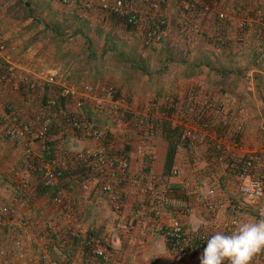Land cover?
Listing matches in <instances>:
<instances>
[{
    "label": "crops",
    "instance_id": "obj_1",
    "mask_svg": "<svg viewBox=\"0 0 264 264\" xmlns=\"http://www.w3.org/2000/svg\"><path fill=\"white\" fill-rule=\"evenodd\" d=\"M76 5L78 3L75 0L68 5L56 0H0V35L9 47L11 59L20 66L9 81H3L5 66L0 63V106H8L0 118V204L13 209V214L2 222L0 230V264H37L46 249L48 258L44 264H52L53 261L56 264H93L95 261L88 260L83 246L84 236L97 237L110 248L111 256L103 264H200L201 253L190 260H183L173 248L170 249L164 234L165 228L173 219H178L189 236L204 231L214 234L220 231L215 224L234 215L239 209L235 205V175L224 166H220L216 172V168H213V172L208 174L209 152H201V146L195 147L193 152L183 147L177 157L182 169L180 175L164 178L161 175L165 169L168 141L163 131L154 126L151 128V124L148 126L144 123L140 126L142 132L135 134L132 122H127L132 126L124 130L120 120L109 117L119 122L115 125L117 132L131 131L133 134L127 145L128 170L124 174L119 171L117 163L111 169H102L87 160L86 156L77 158V152H86L84 155L93 153L99 143L95 140L67 136L58 146L61 151L57 153L51 150L53 153H50L46 144L34 138L28 146L31 154L28 155L24 144L10 139L6 134V127L24 122L34 124V129L38 128L35 120L45 110L41 103L42 97L47 100L51 90H43L39 86L29 88L26 81L18 78V74L33 80L36 70L48 69L57 74L64 70L70 55L79 51L80 41L57 47L41 36L44 25L40 21L50 22L53 17L58 20L66 17L69 23L74 14L86 15L84 12L78 13ZM97 10L96 13L99 12ZM212 10L218 11L216 8ZM207 18L211 24L213 18ZM202 19L197 18L199 24H202ZM252 20H246L251 26L248 32L252 30ZM66 47L70 50L69 57H57L58 49L63 48L62 52ZM84 80L92 81L89 77ZM248 91L254 96L253 89ZM171 93L177 95L180 91ZM145 96L143 94L141 101L136 99V102L128 104L131 113L160 119L149 103L155 95L148 90ZM225 101L230 99L226 98ZM252 108L258 117L255 121H251V116H248L251 114L249 106L246 103L239 104L243 128L238 137L244 145L256 148L262 142L259 129L261 132L264 129L261 126L260 106ZM83 111L97 122L108 121L104 118L107 114L104 111L89 107H84ZM226 117L227 120L222 121H228V127L232 119L229 115ZM120 133L116 145L124 148V144L119 141L123 139ZM211 137L216 136H208L209 139ZM55 157L57 161L52 164L51 159ZM190 157L198 158L194 165L189 163ZM48 167L55 168L58 177L45 194L41 193L40 188L47 186L44 176ZM214 176H221L225 188L215 185ZM105 181L111 185L110 193L101 191V184ZM167 182L182 184L184 188L172 192V188H163ZM210 185L216 187L213 198L219 204L217 213L209 212L204 205V200L210 198L207 194L208 189L212 188ZM53 189H57L59 197H54L52 201L48 193ZM239 201L243 210H239L237 215L243 222L262 219L257 214L264 198L255 201L242 197ZM70 231L76 233V238L69 235ZM17 240L21 242L20 245H16ZM66 255L70 262L65 261ZM95 264H99V261ZM253 264L260 263L254 259Z\"/></svg>",
    "mask_w": 264,
    "mask_h": 264
},
{
    "label": "trees",
    "instance_id": "obj_2",
    "mask_svg": "<svg viewBox=\"0 0 264 264\" xmlns=\"http://www.w3.org/2000/svg\"><path fill=\"white\" fill-rule=\"evenodd\" d=\"M134 2L141 8L143 12L141 14L142 27L140 28L129 23L126 17L112 14L107 10H101L99 7L96 8V6L85 7L79 3L76 5L78 7V13L84 12L86 15L74 14V16L70 18L69 23L67 22L69 19L66 17L61 18L62 20H58L53 17L50 19V22L40 21L44 25V31L40 33L41 36L48 38L49 41L55 43L54 45L57 47H59L61 44L66 45L67 43L73 45L75 40L80 41L79 51H77L75 55L72 53L70 57V50L68 47H66L65 51L62 52L61 49L63 48L58 49L56 54L57 57L60 56L63 57V59L69 57L66 61V65H64V70H62L63 72L60 71L62 74L59 72L58 75L61 74L60 76L77 85L90 82L85 81V77H89L93 83L109 85L107 82H100L105 78L104 76L106 72H120V82L118 85L112 86L114 88V97L124 98L123 93L125 86L132 88L131 86L133 84L135 85L138 78H141L142 76H148L147 78H150V75L152 74H149L148 72L149 65L147 63V59L142 57V52L138 49L139 45L135 41H132V37H135V34L139 33V35H142V45L149 46L151 44H146L143 39V37L147 35L148 26L152 28L154 27L156 29L169 27L170 23L168 20L173 23L176 21L177 27L180 29V33L182 35H186L188 27L190 29L196 27V32L202 34L201 31H203V25L199 24L197 18H201L203 15H205V13H207V16L213 18V22L209 24V21H207L208 18L204 17L206 19L205 23L207 33L205 37L209 40L208 52L211 54H207L208 56L204 57L205 60L197 58L194 59V55L192 56V60H188L185 58L187 57L185 56V49L180 50L176 46L174 48L162 46L160 52L162 55H164V57L161 59L160 65L157 68L159 73L164 72L170 65H173L174 63L176 64V67L180 69L177 73L181 74L184 78L191 80V85L193 83L192 80H195L196 74H199L202 71L209 72L211 70H213L215 75L217 74L216 76H218L216 81L222 83V80L228 78L232 71L223 67L225 60H228V62L230 61V63L232 62L231 64L234 66L233 62L236 59H241L243 61V56L250 53L252 56V61H249V63L254 68H258L254 72V80L256 84H258V80H262L264 73L262 72L264 71V0H134ZM174 2L176 4L175 7H173ZM169 6H172V9L175 11V13L172 12L171 20L169 18L170 11L168 13L166 11L167 7ZM213 8L223 11L227 8H238V12H241L237 13V10H233V15L237 13L240 16H244L246 20L248 18L253 19L252 21L254 22L252 23L251 32H248L249 27H251L249 26L250 24L242 23L239 25L235 21L234 16L219 18L218 13H215L217 11L212 10ZM91 9L93 11H90ZM96 9H98L97 11L99 12L96 13ZM100 11L104 12L105 14H98ZM96 14L101 15L102 18L96 23H93L91 16L93 17V15H95L97 17ZM107 17L109 21L105 19ZM161 20H163L164 23H161ZM109 23H111V26L106 28L105 25L108 26ZM116 27H120L121 30L118 31ZM122 27L124 29H122ZM66 31L69 33L66 34ZM163 37L165 36L160 37L157 41L161 42ZM108 52H112V56H110V58L112 59L111 61L114 62L111 64L110 68H107L109 70L105 69V65L108 62L106 58V54ZM215 60H218L219 64H216ZM221 63L222 66H219ZM201 67L204 70H200ZM194 83L195 84L192 85V89L187 92L183 101L178 97L177 99L176 96L172 95V93H163L166 95L162 96V90L154 92L155 98L149 101L150 106L153 107L152 104L156 103L155 106H157V109L167 115L165 118L163 116V118L161 117L160 119L145 118L136 116L133 112L131 114L118 112L115 116H113V114L110 112L111 116L116 117V119L120 120V122H132L134 125V129L132 131H135V134L136 132H142L140 126H142L144 123L148 126L151 124V128L154 126V128H160L161 131H163L162 133L168 141L164 164L165 169L161 175L164 178L171 176V170L175 165L179 168V173L172 176L174 177L176 175H180L182 169L177 163V157L180 156L179 153L182 151L183 147L186 148V151L192 150L193 152L195 147L198 148L201 146L200 148L203 150L201 152H209L208 156L210 159V169L208 174H210L213 172V168H216V172L218 168H220V164H218L216 160L217 156L216 153H214L216 151H214V148L210 146L212 145V141L208 138V136L212 134H215L217 137L230 135L229 140L231 142H240L238 137L240 128H238L235 123H233L234 120L232 117L234 113L231 111L228 101L224 102L222 99L223 96L219 95V93L215 94L214 90L209 91L202 86H200L202 89L201 93L199 90L195 89L197 86L201 85V82L196 80ZM227 84H230L231 88L236 87V90H238L239 93H245L247 98L251 97L250 91H243L239 85H236L235 83ZM190 93L195 94V108L192 114L187 116L183 111L187 108V100L189 99ZM124 99L128 104H130L128 98L125 97ZM65 101L63 98H60L57 100L56 105L50 107L52 111H60V115L58 116L60 119L57 122L51 124L47 134V140L45 141L50 153L52 152L51 150H53V152H60L61 150H59L58 146L60 142L63 141L67 136H74L76 139H81V136H79V130H76L74 127L71 128L69 126H65L63 121H61L62 114H64L65 117L68 114V111L65 109H68V106L71 105L70 101ZM41 103L43 109H46L47 105L44 96L42 97ZM222 103L223 105H221ZM209 104L214 106L221 105V107L219 110L214 108L212 111H210L211 107ZM261 109L264 117V102L263 105H261ZM231 112L233 114H231ZM81 115L82 114L74 112L69 113L71 121L79 119ZM171 115H179L182 122L192 119L195 126L205 130L208 135L202 136L200 135V131H197L193 133V140L187 139L185 136L184 127L180 125H175L173 127L171 125L170 120L167 118ZM228 115L231 116L232 121L231 125L227 127L228 121L226 122L225 120H227L226 116ZM88 118L90 119L89 116ZM222 119H225L224 122ZM37 125L38 124H36V126ZM117 129V126L106 128L104 138L108 142L112 141L113 144L115 142V137L113 136L116 135V139H118L117 136L121 132L120 134L123 139L119 141L122 145L124 144V148H119L117 145L113 146L117 147V153H120V155L123 153L122 155L127 157L126 152H128L127 150L129 149L127 145L130 142L133 134L131 131L127 132L120 130L117 132ZM116 152L115 154H117ZM196 159L198 158L190 157L189 163L194 165V160ZM238 165V163H232L229 167L228 170L232 175H235L238 172ZM78 166L79 165L76 166V169L79 168ZM220 177L221 176H214L212 178L216 179L215 185H219L220 188H225L224 181L222 179L220 180ZM234 183L237 188V182ZM215 185H210V187L212 186V188H214ZM48 187L49 186H42V188H40L41 193L46 194L49 190ZM163 188H172V192H176L177 190L184 188V186L182 184L177 185L167 182L166 184H163ZM57 192V189H53L50 191V193H48L52 201L54 197H57L58 199L59 194H57ZM166 192H168V190H166ZM235 194V202L237 203L235 205L237 207L239 206V209L235 211V214H238L243 210L241 202L239 201L240 198L242 199V197L239 198L240 193L238 188L237 191L235 190ZM183 196H185V194H183ZM71 202L74 204L73 201ZM0 206L3 205L0 204ZM67 209L68 208L64 209V212H66ZM59 210L60 209H58V211ZM239 210L240 212H238ZM183 212H185V210H183ZM209 212H213V210H209ZM0 230L2 231V226H0ZM68 233L72 238H76L75 235L71 233V231ZM61 240L62 239L60 238V241ZM83 246L87 251L86 255L88 260L93 259V261L96 263L99 261V264L105 263V260L94 256L84 243ZM169 247L172 249L170 241ZM174 251L176 250L174 249ZM64 259L66 262H70L67 255L64 257ZM181 259L187 260L183 257ZM95 262H93V264H95Z\"/></svg>",
    "mask_w": 264,
    "mask_h": 264
},
{
    "label": "built area",
    "instance_id": "obj_3",
    "mask_svg": "<svg viewBox=\"0 0 264 264\" xmlns=\"http://www.w3.org/2000/svg\"><path fill=\"white\" fill-rule=\"evenodd\" d=\"M63 5H68L73 0H56ZM77 3L85 6H96V8H101V10H107L108 12L126 17L127 21L138 28L142 27L141 23V14L143 13L141 8L134 2V0H75ZM237 11L239 10L236 8ZM235 10V9H234ZM233 9L227 8L224 11L218 10L219 18L228 17ZM241 11L237 12L240 13ZM230 17V16H229ZM164 23L163 20L160 21ZM243 23V22H242ZM165 29H156L148 26L147 35L143 37L146 44H153L158 42L157 40L165 35ZM0 63L5 66V73L2 74L3 81H9L11 75L16 73V70L20 68L19 64L11 59L10 50L7 43L3 40L0 35ZM35 79L31 80L28 76L24 74H18V78L21 81H26V85L29 88L41 87L43 90L49 88L51 92L49 93L46 100V109L36 118V124L38 128L34 129L32 123L24 122L20 125H11L6 127V134L12 140L21 142L27 147L28 155L29 144L34 138L41 141L45 144L47 140V134L52 123L57 122L60 118V111H52L51 106L56 105L58 99L63 98V100L70 101L71 105L68 106V114L66 117L62 114L63 124L71 128L79 130V136L81 139L85 140H95L98 143L93 153L86 152H77V158H82L84 156L87 159L94 162L98 167L104 168H113L117 163V167L122 174L128 170V160L125 156L117 153L116 145V135L115 142L112 144V141L105 140L106 128L114 127L116 121L109 118L108 112L112 113L115 116L118 112L121 113H131V110L128 106L127 101L124 98H115L114 97V88L112 85H106L102 83H93L88 82L82 85H77L62 76L58 75L57 72H52L48 69L36 70L34 73ZM224 101V97H222ZM187 108L183 111L187 116L192 114L195 108V94L190 93L189 99L187 100ZM66 102V101H65ZM224 103V102H223ZM223 103L221 105H223ZM0 106V118L4 114V109L8 106L2 104ZM156 103L153 104V109L156 112L157 106ZM220 106L210 105V111L214 108L216 110L220 109ZM84 107H89L90 109L97 111H104L107 113L106 121L97 122L94 118H88L84 113ZM159 111V110H158ZM79 113L82 114L79 119L71 121L69 113ZM158 115L160 117H166L167 115L164 112L159 111ZM171 125H180L184 127L185 136L187 139L193 140V133L200 131V135L207 136L208 134L203 131L202 128L195 126L192 119L186 122H182L179 115L168 116L167 117ZM188 119V117H187ZM112 121V122H111ZM110 122V124H109ZM114 125V126H113ZM216 136V135H215ZM203 138V137H202ZM230 135H223L221 137H211L212 146L214 148V153H216V160L220 166H224L227 169L231 166L232 163H238V172L235 174V180L237 182V188L240 195L243 198L250 200H261L264 198V146H258L256 148H250L242 142H231L229 140ZM115 147V148H114ZM115 152L117 154H115ZM58 153V152H57ZM55 153V154H57ZM57 161V157L52 158L51 162L54 164ZM197 161V160H194ZM238 161V162H237ZM44 184L51 186L54 184L55 180L58 177L56 169L53 167H48L45 169ZM179 168L175 165L171 170V175L178 174ZM101 191L104 193L111 192V185L105 181L101 184ZM214 188H209L207 194L210 198L204 200V205L207 210H213V213H217L218 208L217 204L213 198ZM13 214V209L9 206L3 205L0 206V226L2 222ZM264 203L260 204L258 209V216L264 218ZM243 222L242 218L237 215H230L224 218L222 221H219V224L216 223V228L220 229L221 232L230 234L236 226ZM73 235H76L75 232H71ZM165 237L170 241L172 248L176 250L180 258L190 260L193 256L203 253L204 248L207 246V238H210L213 234H208L205 231L199 232L196 235H187L184 231L183 224L178 219H173L172 222L165 228L164 231ZM84 244L90 249L92 254L99 259L107 260L111 256L110 248L102 243V241L94 236H84ZM16 245H20L21 242L17 240ZM48 258V250L44 251L40 261L37 264H44ZM256 262L264 264V254L261 253L255 257ZM52 264H56L55 261Z\"/></svg>",
    "mask_w": 264,
    "mask_h": 264
},
{
    "label": "rangeland",
    "instance_id": "obj_4",
    "mask_svg": "<svg viewBox=\"0 0 264 264\" xmlns=\"http://www.w3.org/2000/svg\"><path fill=\"white\" fill-rule=\"evenodd\" d=\"M229 2V1H228ZM175 4V2H174ZM173 7L176 6V4ZM231 7V5H230ZM235 10H237L236 8H234ZM233 9V10H234ZM167 13L169 12V18L171 20V16H172V12L175 13L174 9H172V6L167 7ZM238 12V11H237ZM100 13L105 14L104 12ZM207 13H205V15L202 16V18L206 17L207 18ZM229 16L232 17H237V23L240 25L242 24V22L244 24H247L246 18L244 16H240L239 14H235L233 15V13H229ZM101 16L97 17L95 15H93V17H91V20L93 23H96L97 21L101 20ZM109 21L108 17L105 18ZM106 20V21H107ZM203 20V31L202 34H199V32H196V27L195 28H189L188 27V31H186V35H182L180 33V29L177 27V23L176 21L170 22L168 20L169 27H165L164 29L165 31V37H163V39L161 40V42H154L153 44L149 45V46H143L142 45V35H139V33L135 34V37H132V41H135L139 47L138 49L141 50L142 52V57L147 59V63L149 65V74L150 78H147L148 76H142L141 78H138L137 82L135 83V85L133 84L131 87L132 88H128L127 86H125L124 88V93H123V97L128 98L130 102H136V99L138 100H142V96L144 94V97H146V91L149 90V92L153 93V96L155 95L154 92L155 91H164L166 92V94L171 92H174L175 90H179L180 93H182L183 95H181L180 93H178L177 95H175L174 93L172 94L173 96H176V98L178 97L180 100H184L185 95L187 94V92L192 89V85L195 84L194 82L196 80L201 82V85L197 86L195 89L199 90L202 93V89L200 88V86H202L203 88H206L207 90L211 91L214 90L215 94L219 93V95L223 96L224 99L229 98L230 101H228V103L230 104V108L232 110L233 114V120L235 123V125L240 128V130L243 128V122L241 120V115L239 114V104L240 105H245L248 107L249 109H251V114L249 113L248 116H251V121H255L258 117H256V115L253 113L254 109L252 107H259L261 108V105H263V99H264V73H263V78L262 80H258V84H256L255 80H254V72L258 69V68H254L249 61H252V56L250 53H248V55L243 56L244 59L243 61L240 59H236L233 64L234 66H232V62L230 63V61L228 62V60H225V62L223 63V67L228 68V70H232L231 74L229 75L228 78L223 79L222 83L217 82L216 78H218V76L215 75L214 71L211 70L209 72H201L199 74L195 75V80H192V85H191V80H187L186 78H184L181 74H178L177 72L180 70L179 68L176 67V64L173 63V65H170L168 67L167 70H165L164 72H160L157 69L158 66L160 65L161 59H163L164 55L161 54V48L162 46H167L170 48H174L175 46L180 49V50H186V54L185 58H187L188 60H192V56L194 55V59H204V57H207L208 55H210L211 53L208 52L209 47H208V39L205 37V35H207L206 33V19H202ZM208 21V20H207ZM111 23H109L108 26L105 25L106 28L110 27ZM118 29V31L121 30L120 27H116ZM122 29H124L122 27ZM66 34L69 33L68 31L65 32ZM121 35V34H120ZM70 43H67V45H69ZM138 50V51H139ZM191 51V52H189ZM112 52H108L106 54V58L108 60V62L106 63V67L110 68L111 64H113L114 62H112L110 56ZM208 54V55H207ZM247 54V53H246ZM227 56V55H226ZM229 56V55H228ZM193 59V60H194ZM216 61V60H215ZM216 64L218 62V60L215 62ZM222 66V63L221 65ZM181 67V66H180ZM182 68V67H181ZM109 70V69H107ZM200 70H204L202 67ZM264 72V71H262ZM105 78L103 80H101L100 82H107V84L109 85H118V83L120 82V72H114L112 73L111 71L106 72ZM261 81V82H260ZM91 82V81H90ZM227 83H235L236 85H239V87H241L243 89V91H247L253 89L254 91V96H251L250 98H247L245 96V93H239L238 90H236L237 88H231L230 84ZM253 83V87L252 84ZM127 87V88H126ZM250 87V88H249ZM194 90V89H193ZM161 91V92H162ZM168 91V93H167ZM145 92V93H144ZM133 94V97L131 96ZM162 96L166 95L161 93ZM152 96V97H153ZM177 98V99H178ZM234 100V102L232 101ZM259 104V105H258ZM233 106V107H231ZM159 111L156 112V115ZM260 112V116H261V120H262V128L264 129V117L262 114V109H259ZM108 114L110 115V113L108 112ZM236 114V115H235ZM160 116V115H159ZM107 116H105V120ZM111 117V116H109ZM163 118V117H162ZM165 118V117H164ZM109 120V118H108ZM120 122V121H119ZM118 121H116L115 123L119 124ZM127 121H121V127L122 129H128L129 124H126ZM110 124V122H109ZM116 124V125H117ZM261 124V123H260ZM239 130V131H240ZM2 133V132H1ZM259 133L261 135L262 138V142L261 145L264 146V130L259 129Z\"/></svg>",
    "mask_w": 264,
    "mask_h": 264
},
{
    "label": "clouds",
    "instance_id": "obj_5",
    "mask_svg": "<svg viewBox=\"0 0 264 264\" xmlns=\"http://www.w3.org/2000/svg\"><path fill=\"white\" fill-rule=\"evenodd\" d=\"M261 253H264V218L241 222L230 234L215 232L207 238L200 264H253Z\"/></svg>",
    "mask_w": 264,
    "mask_h": 264
}]
</instances>
